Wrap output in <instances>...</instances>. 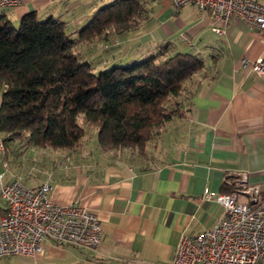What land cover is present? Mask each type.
<instances>
[{
  "label": "crops",
  "instance_id": "1",
  "mask_svg": "<svg viewBox=\"0 0 264 264\" xmlns=\"http://www.w3.org/2000/svg\"><path fill=\"white\" fill-rule=\"evenodd\" d=\"M114 0H19L0 8L12 25L35 13L63 21L72 36ZM142 19L121 35L84 45L81 58L99 69L144 59L168 47L205 64L187 83L182 116L168 122L145 145L103 151L83 140L75 149L21 146L0 150L6 182L31 189L51 186L57 205H79L98 218L102 236L95 249L44 243L33 256L12 255L0 264H171L182 236L193 238L224 217L205 191H234L250 202L264 192V73L250 62L264 60V34L232 19L224 23L188 4L140 0ZM264 4V0H255ZM6 163V165L4 164ZM5 206L0 199V215Z\"/></svg>",
  "mask_w": 264,
  "mask_h": 264
},
{
  "label": "trees",
  "instance_id": "2",
  "mask_svg": "<svg viewBox=\"0 0 264 264\" xmlns=\"http://www.w3.org/2000/svg\"><path fill=\"white\" fill-rule=\"evenodd\" d=\"M140 0H114L72 36L59 19L23 16L17 28L0 14V142L50 149L80 146L88 125L103 151L143 153L164 126L182 116L187 83L202 59L164 47L130 63L94 72L84 45L121 35L142 19ZM79 118H82L80 123ZM234 191H227L231 194Z\"/></svg>",
  "mask_w": 264,
  "mask_h": 264
},
{
  "label": "built area",
  "instance_id": "3",
  "mask_svg": "<svg viewBox=\"0 0 264 264\" xmlns=\"http://www.w3.org/2000/svg\"><path fill=\"white\" fill-rule=\"evenodd\" d=\"M176 11L191 4L224 23L215 28L224 33L232 19L264 34V4L255 0H169ZM19 0H0V8L15 6ZM257 75L264 73V60L250 62ZM0 150L3 146L0 142ZM6 165V163H4ZM51 186L42 183L31 189L18 180L6 182L0 172V199L5 209L0 215V259L12 255L33 256L44 243L95 249L102 229L96 215L79 205H57L50 197ZM224 209V217L193 238L182 236L171 264H264V192L256 190L250 202H241L235 193L205 191Z\"/></svg>",
  "mask_w": 264,
  "mask_h": 264
},
{
  "label": "rangeland",
  "instance_id": "4",
  "mask_svg": "<svg viewBox=\"0 0 264 264\" xmlns=\"http://www.w3.org/2000/svg\"><path fill=\"white\" fill-rule=\"evenodd\" d=\"M18 25H19V23H17L16 25H14L15 28H17ZM95 66H96V65H95ZM95 66H93V70H94V72H97V71L102 70V68L99 69L98 67H95ZM79 120H80V123H82V118H79ZM96 133H97L96 128H94V127L91 126V125L86 126V127H85V135H84V137H83V141H84L88 146H92L93 143H94V145H97Z\"/></svg>",
  "mask_w": 264,
  "mask_h": 264
}]
</instances>
